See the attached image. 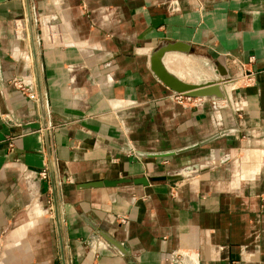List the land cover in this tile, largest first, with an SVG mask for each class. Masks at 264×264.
Returning a JSON list of instances; mask_svg holds the SVG:
<instances>
[{"label":"crops","instance_id":"crops-1","mask_svg":"<svg viewBox=\"0 0 264 264\" xmlns=\"http://www.w3.org/2000/svg\"><path fill=\"white\" fill-rule=\"evenodd\" d=\"M169 46L225 99L169 101ZM92 229L132 264H264V0H0V264H127Z\"/></svg>","mask_w":264,"mask_h":264},{"label":"water","instance_id":"water-1","mask_svg":"<svg viewBox=\"0 0 264 264\" xmlns=\"http://www.w3.org/2000/svg\"><path fill=\"white\" fill-rule=\"evenodd\" d=\"M26 25L28 28V37L33 51V34L31 31L29 9L27 4H26ZM173 51H177V49L172 46L160 47L155 51H153V53L150 56V61H149L150 71L159 80V82H161L172 93H184L188 96L199 98L202 101L209 100L211 98H213L216 101H223L225 99V95L220 91L218 84L226 85L230 83V80L225 78V75L223 74H220V80L216 82L187 84L178 80L175 76L167 72L164 68L162 58L166 52H173ZM32 56L34 61L35 60L34 51ZM37 90L40 98V91L38 86H37ZM162 156L164 155H155V157H162ZM189 173L191 172L186 170H180L178 172L166 173L162 176L153 177V178L140 177L134 179H117L110 181L103 180L100 182L84 184L82 185V188L88 189V188L116 187L118 185H123V184H129L134 186L135 185L146 186L149 183H154V182L170 183L187 177ZM52 194H53V188H52ZM53 203H54L53 213L56 218V206H55L54 194H53ZM92 230H94L96 235L99 236L106 244H108L113 249H115L121 257L125 258L127 264H132V262L128 259V253L124 250L120 242L114 240L108 234H106L105 232L99 229H92ZM62 264H63V259H62Z\"/></svg>","mask_w":264,"mask_h":264},{"label":"built area","instance_id":"built-area-1","mask_svg":"<svg viewBox=\"0 0 264 264\" xmlns=\"http://www.w3.org/2000/svg\"><path fill=\"white\" fill-rule=\"evenodd\" d=\"M25 29H26L25 24L14 23L13 24L14 38L16 40L19 39L20 34L25 32ZM46 33H47V35L43 36V34L41 32V38L47 42L52 41L54 39V36H55L52 29L48 28ZM249 61H251V58H249ZM243 77H242V79H245L246 81L249 80V76H243ZM12 85L14 86V88L16 90H18L22 93H26V95L29 99H35V94L34 93H28V90H27V88H25L23 86V83L15 81L12 83ZM166 98L169 101H171L173 104L180 106V107H196V106H199L202 102V100H200L199 98H194V97L188 96L184 93H172L171 92ZM37 175L41 179H46L47 178L46 168L41 169ZM57 184L59 185V182H57ZM119 221H120V223H124L125 218L121 217V218H119ZM173 256L176 259H178V255L176 253Z\"/></svg>","mask_w":264,"mask_h":264}]
</instances>
